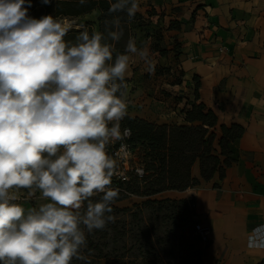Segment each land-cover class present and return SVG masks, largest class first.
<instances>
[{
    "label": "clouds",
    "instance_id": "9594fccd",
    "mask_svg": "<svg viewBox=\"0 0 264 264\" xmlns=\"http://www.w3.org/2000/svg\"><path fill=\"white\" fill-rule=\"evenodd\" d=\"M31 6L0 0V264H91L82 254L86 231L115 222L112 178L123 156L108 147L131 136L121 128L130 60L149 73L155 64L131 37L113 58L107 39L123 36L120 15L103 32L85 27L66 41L69 26L29 15ZM138 10V0H110L108 12L130 24ZM21 189L47 202L25 212Z\"/></svg>",
    "mask_w": 264,
    "mask_h": 264
},
{
    "label": "crops",
    "instance_id": "0c3cea01",
    "mask_svg": "<svg viewBox=\"0 0 264 264\" xmlns=\"http://www.w3.org/2000/svg\"><path fill=\"white\" fill-rule=\"evenodd\" d=\"M163 7L177 21L171 32L187 93L179 104L128 101V116L190 125L181 110L203 104L220 124L240 125L243 132L229 145L231 165L223 177L216 172L204 180L196 161L191 177L198 184L152 198L192 201L207 237L206 262L264 264V0H165ZM98 18L91 28L99 31ZM27 192L20 190L21 199Z\"/></svg>",
    "mask_w": 264,
    "mask_h": 264
},
{
    "label": "trees",
    "instance_id": "16d2710c",
    "mask_svg": "<svg viewBox=\"0 0 264 264\" xmlns=\"http://www.w3.org/2000/svg\"><path fill=\"white\" fill-rule=\"evenodd\" d=\"M31 3L29 12L41 7L45 15L51 14L58 18H71L98 10V26L102 32L106 20L120 15L124 27L123 36L118 42L110 39L107 42L115 49L113 58L116 53L124 52L129 38V23L123 13L109 14L110 0H87L84 5H80L78 0H51L47 5L42 0H31ZM85 27L90 33L93 31L91 24L86 22L80 29H69L65 40L74 41ZM183 111L184 119L191 125L155 124L137 117L124 118L121 128L131 129L127 144L135 152L137 161L144 165L145 176L142 185L133 176L128 182L112 180L114 188H124L130 194H141L148 198L142 203L144 206L155 207L158 204V208L167 206L175 212L176 204H182L188 209V200H152L149 197L165 190L181 191L198 184L199 181L191 177V167L196 161L199 162L204 180L211 179L216 172L223 177L225 168L231 165L229 145L241 136L243 127L237 124H220L216 114L205 110L203 104L193 105ZM217 130L220 131V136L216 133ZM137 150L139 157L136 156ZM127 196L129 195L119 190V196L113 204L114 223L90 234L86 231L87 247L82 249V254L88 257L91 264H99L102 259L110 264H217L205 261L207 242L194 229L188 228L185 232L184 228H180L179 234L154 236L150 229L143 231L138 224L133 226V221L127 220L125 216L129 213L132 218H136L140 206L134 205L137 208L135 213L131 208L116 205ZM95 199L98 197H93ZM188 215L191 217L194 211L190 209ZM167 241L168 250L162 246ZM71 264L84 262L74 258Z\"/></svg>",
    "mask_w": 264,
    "mask_h": 264
},
{
    "label": "rangeland",
    "instance_id": "374dc122",
    "mask_svg": "<svg viewBox=\"0 0 264 264\" xmlns=\"http://www.w3.org/2000/svg\"><path fill=\"white\" fill-rule=\"evenodd\" d=\"M138 3L139 10L130 24L131 35L136 40L138 47L149 49L155 69L151 73L147 72L144 63L138 57L132 56L129 75L126 78L128 101L137 100L138 103L142 104H165L164 102H167L166 98H170L171 100L167 104H179L183 99L181 95L186 94L187 91L182 87V72L176 60L179 44L176 35L174 36L171 32L177 25V21L170 19L168 10L163 7L165 0H138ZM160 3L162 5H159ZM29 15L40 18L45 15V12L39 7L29 12ZM97 18L96 13H89L71 18L61 17L60 19L69 26V29H80L86 22L92 25ZM136 154L137 157L140 156L138 150ZM149 198L163 200L152 198V196ZM147 199L141 194H131L122 201L117 202L116 205L131 208V211L135 213L137 208L134 205H139L140 212L137 213L136 218H132L129 213L125 217L127 220L133 221V226L138 224L142 227L143 231L150 229L154 236L155 234L162 236L179 234L180 228H184L185 232L188 231V228L196 230L195 227L198 221H196L195 214L191 217L188 215L190 209L194 211L191 200H188V209L183 207L182 204H176L174 206L175 212H172L171 207L158 208V204H155V207L144 206L142 203ZM41 201L42 199L36 194L31 198L25 196L24 199L17 202L22 204L25 212H27L31 208H38ZM163 245L168 250V241ZM99 264L110 263L102 259Z\"/></svg>",
    "mask_w": 264,
    "mask_h": 264
},
{
    "label": "built area",
    "instance_id": "2783aa9c",
    "mask_svg": "<svg viewBox=\"0 0 264 264\" xmlns=\"http://www.w3.org/2000/svg\"><path fill=\"white\" fill-rule=\"evenodd\" d=\"M209 26H210V23L206 21L204 24V27L207 28ZM181 113L183 114V119H184L185 118L184 111L181 110ZM128 138H126V140H124L123 142H117L115 145H110L108 147L109 154L115 156L117 153H119L123 156V159L119 161V171L117 175L113 176L112 180L128 182L130 181L131 176H133V178L137 179L138 183L142 185L143 178L145 176L144 165L138 162L137 159L135 158V152L131 150L127 144ZM117 189H119L120 191H123L124 193L128 195H131L124 188L117 187ZM195 228H196V231L202 237V240L204 242H207V237L205 235V232L202 230V228L200 227L198 223L196 224Z\"/></svg>",
    "mask_w": 264,
    "mask_h": 264
}]
</instances>
